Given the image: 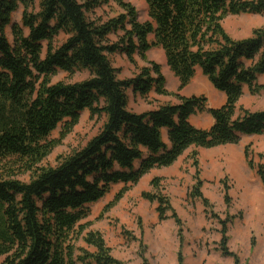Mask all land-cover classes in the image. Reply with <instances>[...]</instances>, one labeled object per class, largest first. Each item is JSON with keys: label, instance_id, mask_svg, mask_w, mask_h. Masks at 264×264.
<instances>
[{"label": "trees", "instance_id": "16d2710c", "mask_svg": "<svg viewBox=\"0 0 264 264\" xmlns=\"http://www.w3.org/2000/svg\"><path fill=\"white\" fill-rule=\"evenodd\" d=\"M109 1L122 12L104 20L89 16ZM144 2L147 19L139 20L136 8L124 0H0V264H122L99 231L82 234L88 205L115 184H134L151 169L171 165L191 146L208 149L264 134V108L237 106L244 88L264 92L258 82L264 73V28L234 38L223 27L230 15H263L264 0ZM20 8V23H12ZM7 26L13 44L5 35ZM111 34L116 40L109 39ZM60 35L64 39L56 43ZM155 47L163 51L179 91L199 71L224 94V103L206 108L203 95L177 93L175 103L143 112L128 109V88L141 96L168 94L165 77L159 63L148 61L132 77L120 79L109 55L119 53L134 63V55L144 58ZM82 71L88 73L83 80L52 82L59 72ZM84 110L91 118H104L99 130L54 165H43ZM203 111L212 124L192 125L190 116ZM59 125V136L51 138ZM249 155L245 149L247 164L264 185V162L254 164ZM23 174L27 180L19 177ZM200 185L198 178L196 196ZM142 197L157 202L159 220L167 218L171 208L163 195L144 192ZM225 226L220 250L234 256L226 247ZM80 236L92 252L79 248L75 255ZM177 264H183L180 253Z\"/></svg>", "mask_w": 264, "mask_h": 264}, {"label": "rangeland", "instance_id": "374dc122", "mask_svg": "<svg viewBox=\"0 0 264 264\" xmlns=\"http://www.w3.org/2000/svg\"><path fill=\"white\" fill-rule=\"evenodd\" d=\"M124 1L136 8L139 20L147 19L144 0ZM120 12L122 9L115 2L109 1L94 8L89 16L104 20ZM20 14L21 8L12 14V23H20ZM223 27L232 37L245 38L253 29L264 28V14L230 15L224 19ZM5 35L13 44L11 26L5 28ZM63 39V35L58 36L56 43ZM109 39L116 40V35H109ZM109 59L118 69L117 77L120 79L132 77L141 67L148 65V61L161 66L168 94L150 91L141 96L128 88L127 107L132 111L143 112L159 104L178 102L177 93L183 96L203 95L206 108L218 107L225 101L224 94L214 89L199 71L179 91L178 79L166 66L163 51L158 47L150 49L144 58L134 55V63L119 53L110 54ZM87 76L86 71L73 75L59 72L52 77V82H75ZM258 82L264 83V73L258 76ZM237 106L251 111L263 109L264 92L251 94L244 88ZM103 119L91 118L88 110H84L72 131L42 164L54 165L59 156L83 146L99 130ZM190 121L200 128H208L212 118L203 111L191 116ZM59 132L60 125L50 137L57 138ZM245 149H248L249 159L254 164L263 163L264 134L243 135L236 143L208 149L191 146L171 165L151 169L136 183L113 185L101 199L88 205L89 215L82 221L87 223V227L82 234L88 230L99 231L110 248V254L122 264H177L179 253L183 264H264V185L255 167L247 164ZM19 177L28 179L26 174ZM198 178L201 196L193 193ZM153 179L156 182L153 183ZM225 187L228 188V200L225 199ZM123 188H126L123 196L109 206ZM144 192L159 193L167 199L171 208L165 212L167 218L159 220L157 202L142 197ZM203 198L207 201L206 207ZM173 212L174 218L171 216ZM224 224L226 247L234 256L225 255L220 250ZM75 247V255L79 248L94 250L81 236L75 241Z\"/></svg>", "mask_w": 264, "mask_h": 264}, {"label": "crops", "instance_id": "0c3cea01", "mask_svg": "<svg viewBox=\"0 0 264 264\" xmlns=\"http://www.w3.org/2000/svg\"><path fill=\"white\" fill-rule=\"evenodd\" d=\"M208 114V113H207ZM193 116V115H192ZM191 117V116H190ZM211 117V116H210ZM212 118V117H211ZM189 121H190V118H189ZM191 122V121H190ZM212 122H213V119H212ZM191 124L192 125H194L192 122H191ZM212 124V123H211ZM195 126V125H194ZM196 127H198V126H196ZM198 128H200V127H198ZM163 135H165L164 137H166V131L164 130V133H163Z\"/></svg>", "mask_w": 264, "mask_h": 264}]
</instances>
